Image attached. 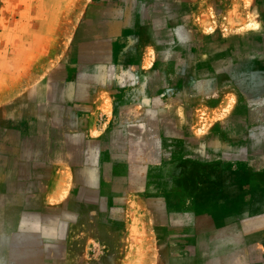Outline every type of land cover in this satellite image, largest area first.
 <instances>
[{
	"label": "rangeland",
	"instance_id": "obj_1",
	"mask_svg": "<svg viewBox=\"0 0 264 264\" xmlns=\"http://www.w3.org/2000/svg\"><path fill=\"white\" fill-rule=\"evenodd\" d=\"M0 264H264V0H0Z\"/></svg>",
	"mask_w": 264,
	"mask_h": 264
},
{
	"label": "crops",
	"instance_id": "obj_2",
	"mask_svg": "<svg viewBox=\"0 0 264 264\" xmlns=\"http://www.w3.org/2000/svg\"><path fill=\"white\" fill-rule=\"evenodd\" d=\"M2 189L6 190L8 192V189L10 190L11 188L7 187V186H2Z\"/></svg>",
	"mask_w": 264,
	"mask_h": 264
}]
</instances>
